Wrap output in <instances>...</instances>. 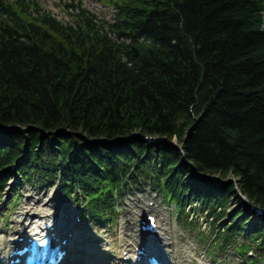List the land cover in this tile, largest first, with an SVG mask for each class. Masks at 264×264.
Here are the masks:
<instances>
[{
	"label": "trees",
	"instance_id": "obj_1",
	"mask_svg": "<svg viewBox=\"0 0 264 264\" xmlns=\"http://www.w3.org/2000/svg\"><path fill=\"white\" fill-rule=\"evenodd\" d=\"M112 1L114 23L81 10L73 26L36 0H0V190L16 163L96 207L152 173L214 224L231 218L219 247L264 243V217L247 230V207H230L237 184L264 208V0Z\"/></svg>",
	"mask_w": 264,
	"mask_h": 264
},
{
	"label": "rangeland",
	"instance_id": "obj_2",
	"mask_svg": "<svg viewBox=\"0 0 264 264\" xmlns=\"http://www.w3.org/2000/svg\"><path fill=\"white\" fill-rule=\"evenodd\" d=\"M44 6L50 8L51 10H55L59 13V17L67 16L65 11H61L56 3V1L61 2V4H65V0H40ZM84 7L89 6L94 10L100 11L101 14H106L109 19L114 18V12L109 11L107 7L100 3L98 0H83ZM102 4V5H101ZM55 13V12H54ZM67 21L70 19H66ZM213 185L215 183L222 184L218 177H212ZM43 196V203L48 202V200L52 197H57L58 205L65 204V207L62 210L63 217L69 218L70 222H76L74 211H81V203L70 200L63 193L62 189L58 186L54 185H31L26 182H21V187L19 190V202L11 209L9 214L4 215L3 213L6 211L7 205L4 204L1 208L0 214H3V220L0 219V238H2L3 246H0V261H2L3 252L5 245L7 243L8 237L12 236L14 231L18 227L17 221L21 219V213L28 205H34L39 201L40 197ZM148 199H153L155 201L154 210L162 211L163 214H159L162 226L166 227L170 226L169 232L171 235L173 242L171 245L176 248V262L180 261L181 264H245L243 257L239 256L238 253L234 252L231 248H229L225 252H217L212 255L208 252L207 246L209 243L204 242L202 244L197 240L196 236L192 235V231L178 223L176 219L177 215H179L178 211L176 212V207L174 203H167L164 195L156 189H153L149 184L145 183L141 186L140 189L133 187L128 190L124 195H122L121 202L124 205L120 208V216L117 219L116 223L113 227H101L94 222L92 223H79V231L82 232L81 241L86 243H94L98 245H102L100 248L92 249L91 251H95L99 249V254L104 255L105 257H113L114 260L112 264H120L118 260L119 249L122 247L125 242L129 239L128 234H126L125 226L127 224V220L132 221L137 226V214L136 212L141 209L142 206H145V201ZM44 205V204H43ZM198 207V206H197ZM195 209L197 213L193 214V219L198 221V225L201 228H207V235H212L215 230L212 229L209 221L207 220L206 215L201 211L202 209ZM232 208L231 211L241 210L243 205L241 202L235 197L232 198V202L230 204ZM2 212V213H1ZM191 212V211H190ZM76 213V212H75ZM192 215V213H189ZM198 216V217H197ZM246 213L241 217L244 218ZM254 218L256 216L253 214ZM1 217V216H0ZM252 216L249 215L247 218L250 219ZM225 221L230 222L228 219ZM25 223V221L23 220ZM254 220L251 219L248 221L247 228H252ZM22 226V224L20 225ZM91 237L89 240L88 237ZM102 241V243H99ZM104 240V241H103ZM98 243V244H97ZM104 247L103 251L102 248ZM253 249L256 251L257 255V247L253 246Z\"/></svg>",
	"mask_w": 264,
	"mask_h": 264
},
{
	"label": "bare ground",
	"instance_id": "obj_3",
	"mask_svg": "<svg viewBox=\"0 0 264 264\" xmlns=\"http://www.w3.org/2000/svg\"><path fill=\"white\" fill-rule=\"evenodd\" d=\"M198 174L200 176L199 179L200 178L206 179L200 173H198ZM137 177H138L137 180H141L142 179L144 183H147V184H149L152 187L162 188V182H159L155 178V176H153L152 173H148V174H142L141 173V175H139ZM212 186H215L217 188L216 195L220 196L219 195V184L215 183ZM57 200H58L57 197H52V198H50L48 200V202L43 203L44 204L43 205L42 204L43 196H42L39 199V202H41L40 205H37V203H35L34 205H28L25 208V210H23L22 213H21V217L22 218H24V217L28 218V220H26L25 224H27L29 222V220H31L30 221L31 227L33 226V224L38 223L35 228H37V227L38 228L39 227L44 228L47 225V222H52L54 219H59L62 222L63 221H68L69 218L67 219L66 217H63V215H62V210L64 208H66L65 204L58 205ZM100 203L112 204L113 202L111 201V199L108 198V200L100 201ZM159 212L163 213L162 211H159ZM37 216H38V218H36ZM20 221L21 220H18V222H17L18 223L17 230L12 234V236H14V237H15L16 234H18V236H21V233L26 232L25 224L22 227L19 226L22 223ZM127 222H128V224L125 227V231H126V234H128V236H129V240H133L135 242H138L139 238H140V235H142V234H140V233H138L136 231L135 225H134V223L132 221L127 220ZM161 229L164 232L160 233L157 238H154L153 236H150V238H147V237H144V238L148 239V243L151 245V250L153 251V253H155L156 255L160 256L166 262V264H168V262H167L168 260H174L175 261L176 257H175L174 254H176V248L171 245L173 242L170 241V240H172V238H171V236H169V235H171L169 233L171 231H169V230L172 229V228L170 226L166 225V227H162ZM64 236H66V234ZM63 239H66V238L63 237ZM1 240L2 239L0 238V243H1ZM9 245H10V242H8L7 246H9ZM124 250H127V249H124ZM74 256H75V254H73L72 251H69L67 256H66V258H65V261L66 260H71ZM95 263L96 264H103L100 261H96ZM171 263L175 264V262H171ZM176 263L179 264L180 262L178 261ZM77 264H82V263H77Z\"/></svg>",
	"mask_w": 264,
	"mask_h": 264
},
{
	"label": "water",
	"instance_id": "obj_4",
	"mask_svg": "<svg viewBox=\"0 0 264 264\" xmlns=\"http://www.w3.org/2000/svg\"><path fill=\"white\" fill-rule=\"evenodd\" d=\"M133 51L135 52V54H138V50L134 47H133Z\"/></svg>",
	"mask_w": 264,
	"mask_h": 264
}]
</instances>
